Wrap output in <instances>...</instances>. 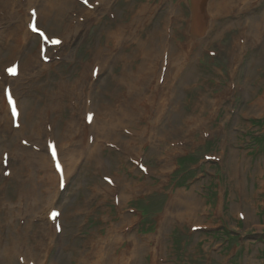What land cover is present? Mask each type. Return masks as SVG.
Wrapping results in <instances>:
<instances>
[{
  "label": "rangeland",
  "instance_id": "374dc122",
  "mask_svg": "<svg viewBox=\"0 0 264 264\" xmlns=\"http://www.w3.org/2000/svg\"><path fill=\"white\" fill-rule=\"evenodd\" d=\"M14 1L0 0L1 98L4 68L17 60L21 70L7 79L20 128L0 98V264L22 254L34 264H264V0H89L100 2L93 10L79 0ZM28 6L64 38L50 62L36 36L20 33ZM88 101L96 129L80 123ZM122 102L129 123L115 113ZM139 109L153 116L139 121ZM73 131L92 150L73 145ZM49 140L66 158L63 191ZM115 140L150 174L103 144ZM113 174L119 188L103 180ZM178 191L186 210L166 220ZM52 207L62 233L46 219Z\"/></svg>",
  "mask_w": 264,
  "mask_h": 264
},
{
  "label": "bare ground",
  "instance_id": "6f19581e",
  "mask_svg": "<svg viewBox=\"0 0 264 264\" xmlns=\"http://www.w3.org/2000/svg\"><path fill=\"white\" fill-rule=\"evenodd\" d=\"M4 1H6L8 4H11V2H10V0H4ZM12 1V3L14 4L15 2H14V0H11ZM245 2L246 0H241L240 2ZM98 4H100V2H98V3H94V6L95 5H98ZM12 5V4H11ZM205 5V4H204ZM224 5V4H223ZM37 6V5H36ZM13 8H17V9H19V12H17V11H14L13 10V12H14V14H17L18 16H20V17H22L23 15H22V10H21V8H19L18 6H16V5H13L12 6ZM207 9H208V7H207ZM30 10V7L27 9V11H29ZM27 15L28 16H30V14H29V12L27 13ZM37 15V19H38V13L36 14ZM85 16H92L93 15V12L92 11H89V10H87V12H85V14H84ZM25 20L26 21H30V18H29V20H27V17H25ZM79 22H80V20H79ZM72 27V26H71ZM259 29V28H258ZM21 33H24V34H26L27 36H29L30 35V31L28 30V29H25L24 31H22ZM23 38V37H22ZM63 44V43H62ZM61 44V45H62ZM96 66V65H95ZM83 73L85 74L86 73V70L84 69L83 70ZM19 76H21V72H20V74H19ZM10 79V78H9ZM9 81V80H8ZM138 83H140V82H138ZM78 85H82V82H79V84ZM132 87H139L138 86V84L137 83H135ZM142 87V86H141ZM129 88H131V87H129ZM132 89V93L130 94V93H128V95L132 98L133 96H134V93H136V92H138L137 90H135V88H131ZM2 93H3V90H2ZM17 94V93H16ZM142 96H144V94H143V92H142V89H141V92H140V95H139V97L141 98ZM4 99V96L1 98V101ZM140 102V101H139ZM138 105H140L139 103L137 104V106ZM2 106H3V102H2ZM9 108V107H8ZM7 108V109H8ZM6 109V110H7ZM6 110H2L3 112L4 111H6ZM90 110H89V108H87L86 110H85V112H89ZM20 112V111H19ZM35 114V116L36 117H38V115H37V113H34ZM136 114L138 115V117H140V111L139 112H136ZM147 114V113H146ZM20 116H21V113L19 114V118H20ZM34 116V115H33ZM135 118H137V117H135ZM31 119V118H30ZM40 121V122H39ZM39 121L37 122V123H35L33 126H34V128H40L41 127V125H42V123H41V120H40V118H39ZM71 123H73L74 125H76L75 124V121H69V125L71 124ZM81 126H84L85 128H91V129H96L97 128V126H95L92 122H91V124L90 125H88V124H86V122H85V118H84V121L82 122V124H81ZM106 128V127H105ZM76 131V130H75ZM75 131H73L70 135H69V137L71 138H73V145H76V144H78V146H81V147H85V144L83 143V141L86 139V140H88V136H83V137H81V136H77V132H75ZM75 132V133H74ZM79 140H81V141H79ZM102 140H105V139H102ZM98 145H99V141H98ZM89 147L90 148H88L87 146L85 147L86 149H88V150H92V145H89ZM65 149H68L66 146H65ZM71 149V148H70ZM61 150V151H60ZM58 151V153H59V160L61 159L62 160V162L64 163V161H63V159L65 158L64 157V155L62 154V146H60V149H58L57 150ZM90 153V155L93 153V151L92 152H89ZM66 159V158H65ZM2 160V159H1ZM46 161H48L47 160V158L45 159ZM67 161V160H66ZM99 161V159H97V164L99 163L98 162ZM169 161V160H168ZM52 162H53V160H52ZM49 163V162H48ZM170 163V162H169ZM169 163L167 164V166L169 165ZM54 164V163H53ZM169 167V166H168ZM165 171V170H164ZM68 175H64V178H66ZM133 185V184H132ZM131 185V186H132ZM136 185V184H135ZM187 198H188V196L185 194V193H183V192H177L176 193V196H174V197H172L171 199H170V202H169V204L167 205V207H166V212H169V214H168V216L167 217H164L165 219L167 218V219H169L170 217H172L173 215H171V213L178 207V209L180 208V210H182V208L184 209L185 207H184V204L183 203H185V202H188L187 201ZM175 203V204H174ZM186 204V203H185ZM189 208V207H188ZM52 209V208H51ZM184 210H186V209H184ZM176 212V211H175ZM187 212V211H186ZM48 214H49V212L47 213V218H48ZM164 215V214H163ZM190 215H191V213H190ZM176 216V215H175ZM178 216V215H177ZM176 216V217H177ZM184 216V215H183ZM181 217V216H180ZM177 218H179V217H177ZM183 218V217H182ZM166 219V220H167ZM184 219V218H183ZM186 219V218H185ZM18 242V241H17ZM17 245V244H16ZM15 245V247H14V249L11 251L12 253H13V251H14V254H15V252H19V244L16 246ZM11 255V254H10ZM25 261V260H24ZM127 263V262H126Z\"/></svg>",
  "mask_w": 264,
  "mask_h": 264
},
{
  "label": "snow or ice",
  "instance_id": "6c2138e0",
  "mask_svg": "<svg viewBox=\"0 0 264 264\" xmlns=\"http://www.w3.org/2000/svg\"><path fill=\"white\" fill-rule=\"evenodd\" d=\"M33 30H36V29L33 28ZM58 42L59 41H54V43H58ZM8 71H9L10 74H14L15 73V69L14 68L9 69ZM53 158L55 159V151H54V149H53ZM57 169H59V164L58 163H57ZM57 215H58V213H56V212H52L51 213V217L52 218H55Z\"/></svg>",
  "mask_w": 264,
  "mask_h": 264
}]
</instances>
